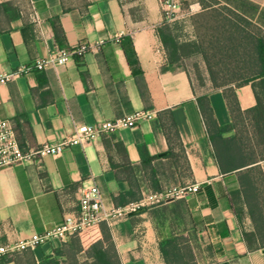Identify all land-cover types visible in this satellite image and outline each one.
Wrapping results in <instances>:
<instances>
[{
  "label": "crops",
  "instance_id": "0c3cea01",
  "mask_svg": "<svg viewBox=\"0 0 264 264\" xmlns=\"http://www.w3.org/2000/svg\"><path fill=\"white\" fill-rule=\"evenodd\" d=\"M216 2L264 31V0ZM168 24L160 0H0V74L56 49L101 43L66 65L0 84V121L14 123L24 151L60 142L78 126L154 114L84 147L0 170V246L61 224L77 211L82 186L96 184L106 205L117 208L198 184L197 193L95 228L109 231L121 264H264V248L250 249L245 240L254 231L251 218L245 212L240 221L233 211L232 193L245 168L223 172L215 158L219 129L234 134L224 90L200 92L183 68L169 65L160 37ZM236 94L242 110L256 104L251 86ZM261 167L264 172V162ZM72 259L88 260L76 237L0 264Z\"/></svg>",
  "mask_w": 264,
  "mask_h": 264
},
{
  "label": "trees",
  "instance_id": "16d2710c",
  "mask_svg": "<svg viewBox=\"0 0 264 264\" xmlns=\"http://www.w3.org/2000/svg\"><path fill=\"white\" fill-rule=\"evenodd\" d=\"M211 1L213 5L202 6L203 11L200 16L210 14L209 11L215 7H221V10L225 12L224 20L226 21L222 26L229 28L224 34L228 37L224 40L217 39L218 51H230L232 53L230 57L238 59V55H241L243 50L245 62L235 87L227 88L217 83L212 69L208 70L215 89L224 90L233 118L232 129H234V134L227 137L224 136L228 132L227 129H219L217 132L218 139H214L215 158L223 172L245 168L239 177L240 188L232 193L233 211L240 221L246 212L254 224L253 232L244 233L248 247L250 249L264 248V172L261 167V163L264 162V153L261 156L257 155L258 149L264 147V31L231 9L220 6L216 0ZM183 2L186 3L187 0ZM230 16L233 19L229 20ZM247 26H255L263 34H254L248 30ZM160 37L168 52L169 65H178L184 55L198 53L202 54L209 65V55L205 50L204 42L180 44L167 25L160 31ZM131 49V45L126 46L130 59L134 57ZM237 61L240 62V59ZM186 72L190 76L189 72ZM244 86H251L256 99V104L246 110L241 109L236 94V89ZM237 120L249 124L251 130H238ZM240 202L244 208L239 206ZM81 234L79 239L81 247L88 254V260L83 264H121L106 228L94 227ZM60 253L58 252V255H62ZM4 257L8 256H2L0 259Z\"/></svg>",
  "mask_w": 264,
  "mask_h": 264
},
{
  "label": "built area",
  "instance_id": "2783aa9c",
  "mask_svg": "<svg viewBox=\"0 0 264 264\" xmlns=\"http://www.w3.org/2000/svg\"><path fill=\"white\" fill-rule=\"evenodd\" d=\"M160 2L164 19L168 22L172 21L176 9L180 6V0H160ZM31 9L35 20H37V10L33 2L31 3ZM100 45L101 43L94 46L87 42H81L72 48L56 49L44 58H39L31 63L21 65L15 70L0 74V84L26 76L34 71L56 69L58 66L66 65L72 59L84 56ZM153 118L154 114L152 112L137 111L115 120L78 126L60 142L45 143L27 151L21 148L17 140L14 123L9 120H2L0 121V170L40 161L48 155L58 156L72 147L88 145L97 136L109 134L119 129H132L141 122ZM199 189L198 184L183 188L174 187L161 194L146 196L138 202H131L122 207L109 208L106 205L104 195L96 184L82 186L79 206L75 213L66 215L61 224L43 234H33L24 240L0 246V257L13 256L27 250H34L52 240L65 242L102 222L110 224L127 219L144 208L186 197L189 194L197 193Z\"/></svg>",
  "mask_w": 264,
  "mask_h": 264
},
{
  "label": "rangeland",
  "instance_id": "374dc122",
  "mask_svg": "<svg viewBox=\"0 0 264 264\" xmlns=\"http://www.w3.org/2000/svg\"><path fill=\"white\" fill-rule=\"evenodd\" d=\"M211 5H213L211 0H187L186 3L180 0V8L176 9L174 19L168 24L171 26L170 29L180 44L196 41L204 42L205 50L209 55V65L200 53L184 55L178 63L179 67L189 72L195 87L200 92L215 88L209 75L208 70L210 68L217 83L228 88L230 86L235 87L238 84L237 77L245 64L243 61V50H241V55H238V59L230 57L232 56L230 51H218L217 39L224 40L228 37V35L225 36L224 34L225 30L229 28L222 26L226 21L224 20L225 12L221 10V7H215L212 11H209L211 12L210 14L200 16V13L203 11L202 6ZM231 18L233 19L232 16L228 19L231 20ZM247 27L254 34H263L255 26ZM239 59L240 62L237 61ZM236 123L238 130H251L247 123H242L240 120H237ZM263 153L264 147L259 148L257 155L261 156ZM81 235L79 234L76 238L80 239ZM85 257L86 254L79 256L80 260H83ZM75 260L72 259L71 263L83 264V261L75 263Z\"/></svg>",
  "mask_w": 264,
  "mask_h": 264
}]
</instances>
